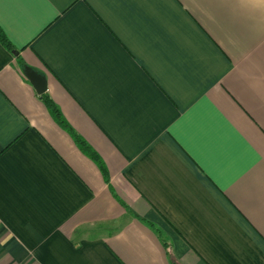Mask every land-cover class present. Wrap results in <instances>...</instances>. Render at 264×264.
Here are the masks:
<instances>
[{"label": "crops", "instance_id": "obj_1", "mask_svg": "<svg viewBox=\"0 0 264 264\" xmlns=\"http://www.w3.org/2000/svg\"><path fill=\"white\" fill-rule=\"evenodd\" d=\"M0 26V264H264V0H0Z\"/></svg>", "mask_w": 264, "mask_h": 264}, {"label": "trees", "instance_id": "obj_2", "mask_svg": "<svg viewBox=\"0 0 264 264\" xmlns=\"http://www.w3.org/2000/svg\"><path fill=\"white\" fill-rule=\"evenodd\" d=\"M0 41L1 43L13 54L18 55L19 50L14 46V44L9 40L7 35L5 34L4 30L0 26ZM26 64L23 63V67H25ZM41 98L44 101L45 105L49 109L50 113L52 114L54 120L64 129H66L73 139L76 141V143L80 146V148L90 157L92 158L101 169L105 179L109 180V171L107 169V166L102 159V157L99 155V153L77 132L73 129V127L70 125V123L67 121V119L64 117L60 107L53 101L51 96L45 92L41 94ZM162 244L169 248V243L166 240V238L159 232L158 234ZM170 254V253H169ZM171 257H173V254L171 252Z\"/></svg>", "mask_w": 264, "mask_h": 264}, {"label": "water", "instance_id": "obj_3", "mask_svg": "<svg viewBox=\"0 0 264 264\" xmlns=\"http://www.w3.org/2000/svg\"><path fill=\"white\" fill-rule=\"evenodd\" d=\"M25 73L29 80L34 84L39 93H44L47 90V78L44 74L38 72L33 67L26 65Z\"/></svg>", "mask_w": 264, "mask_h": 264}]
</instances>
